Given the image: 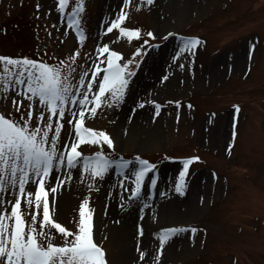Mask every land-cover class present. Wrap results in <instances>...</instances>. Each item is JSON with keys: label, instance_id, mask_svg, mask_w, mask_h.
<instances>
[{"label": "rangeland", "instance_id": "obj_1", "mask_svg": "<svg viewBox=\"0 0 264 264\" xmlns=\"http://www.w3.org/2000/svg\"><path fill=\"white\" fill-rule=\"evenodd\" d=\"M76 4L70 0L68 11L76 9L84 39L60 13L59 0H0V54L70 65L78 97L85 91L81 74L90 78L97 63L106 69L108 53L97 55L98 46L121 52V63L139 57L123 99L85 114V126L109 133L114 150L106 141L86 140L80 150L104 151L114 163L102 177L83 170V156L71 168L66 162L54 167L46 179V187L57 185L48 193L50 211L55 197L53 218L77 230L80 204L88 198L93 238L107 264H264V0H84L82 11ZM121 10L127 16L120 27L139 28L138 36L106 32ZM193 36L198 44L185 49L184 39ZM5 87L0 84V113L19 117L29 102L19 87L6 95ZM69 119L66 110L57 145L65 152L64 143L76 139ZM137 155L157 174L152 179L150 170L133 196ZM193 155L201 159L189 165L177 192L181 158ZM119 157L129 158V166L118 167ZM36 187L29 181L26 191L34 194ZM18 196L9 188L0 201L10 202V212ZM22 208L26 218L35 211L24 200ZM173 226L185 230L164 243L157 260V233ZM55 232L54 242L63 243Z\"/></svg>", "mask_w": 264, "mask_h": 264}, {"label": "snow or ice", "instance_id": "obj_2", "mask_svg": "<svg viewBox=\"0 0 264 264\" xmlns=\"http://www.w3.org/2000/svg\"><path fill=\"white\" fill-rule=\"evenodd\" d=\"M124 2L127 4L130 0ZM152 2L153 0H148L149 4ZM68 3L69 0H59V8L64 9ZM36 7L39 8L40 5L37 4ZM76 8L82 11L84 0H77ZM121 11L122 14L112 20L106 32L119 28L120 33L138 36L141 32L139 28L120 27V22L127 16V12ZM71 23L80 34V39H84L83 30L79 27L80 17L77 16ZM147 35L153 37L155 34L149 31ZM199 39L196 36L186 38L182 46L191 50L198 44ZM102 52L108 53L105 71L101 72L100 63H97L90 78L88 73L81 74L78 84L85 91L79 97L76 93L80 89L70 83L72 71L70 65L66 66L59 61L50 63L26 55L13 57L0 54V67L3 68V71H0V84L6 85L3 89L4 94L6 95L15 85L20 88L19 94L26 97L29 102L28 110L21 111L19 117L0 113V192L11 188L18 189L19 193L11 205L10 212L7 209L10 202L0 201V264H107L104 248L93 238V214L88 198L80 204L77 230H74L53 218L55 197L53 196V209L50 211L48 193L49 191L55 193L57 185L46 187V179L50 177L54 167L64 165L66 162L71 168L81 156H83V170L92 176L102 177L114 163L104 151L97 150L91 155H84L80 150L79 145L85 143L86 139L92 144L100 145L106 141L109 148L114 150V141L109 133L85 126V114L95 116L97 108L102 104H116L123 99L139 57L137 61L129 59L121 63L119 61L122 53L110 48L108 43H104L102 48L97 47V55ZM139 52L141 49L137 48L133 55ZM66 72L69 75H66ZM93 82H95V90ZM105 93L109 96H105ZM15 101L16 96H13V102ZM152 103L155 104L156 101ZM174 103L179 105L180 101L176 100ZM69 105L74 106L75 110ZM88 105L91 107H87ZM236 108L238 109L239 106L237 105ZM17 110L20 111L19 108ZM66 110L72 116L67 122L72 124L75 121L76 139L64 143L63 148L68 149L65 152L57 145ZM34 111L37 122L33 121ZM77 115L78 119H76ZM54 117H56L55 124ZM136 159L139 166L134 173L133 196L140 194L145 176L155 168V165L147 159L138 155ZM199 159L201 158L196 155L184 159L180 181L175 185L177 192H183L184 178L188 174L189 165ZM130 163L131 161L123 159L120 161V166L124 168ZM70 178V176L66 177V179ZM29 181L37 185L34 194L26 191ZM22 200L30 209L35 206V211H32L27 218L22 208ZM57 229L63 234V243L54 242ZM183 230L185 229L173 226L157 233L160 239L157 260L163 253L164 243L173 234ZM140 231L142 234L143 229L141 228ZM191 231L196 232L197 229L191 227ZM144 255V252L140 253L141 259Z\"/></svg>", "mask_w": 264, "mask_h": 264}]
</instances>
